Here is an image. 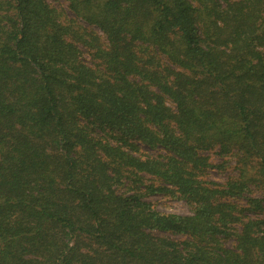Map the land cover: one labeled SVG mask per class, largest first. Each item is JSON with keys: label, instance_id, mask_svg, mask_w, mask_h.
I'll return each instance as SVG.
<instances>
[{"label": "trees", "instance_id": "trees-1", "mask_svg": "<svg viewBox=\"0 0 264 264\" xmlns=\"http://www.w3.org/2000/svg\"><path fill=\"white\" fill-rule=\"evenodd\" d=\"M59 1L0 0V264H264V0Z\"/></svg>", "mask_w": 264, "mask_h": 264}, {"label": "rangeland", "instance_id": "rangeland-1", "mask_svg": "<svg viewBox=\"0 0 264 264\" xmlns=\"http://www.w3.org/2000/svg\"><path fill=\"white\" fill-rule=\"evenodd\" d=\"M48 1L55 6L60 5L59 0H48ZM140 148L152 155H155L157 153L156 150L148 149L144 145L143 146L140 145ZM213 160L215 163L220 161L216 157H213ZM233 173L234 171L231 168L226 169L223 172H220L217 169H210L209 178H211L212 180L221 182L228 175H231ZM145 199L151 203L154 209L161 211V212L178 213V214L189 213V206L187 205V203L184 200L178 198L176 195L172 196V195H162V194H150V195H147ZM178 237H181V236H174V238H178Z\"/></svg>", "mask_w": 264, "mask_h": 264}]
</instances>
